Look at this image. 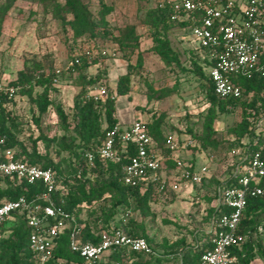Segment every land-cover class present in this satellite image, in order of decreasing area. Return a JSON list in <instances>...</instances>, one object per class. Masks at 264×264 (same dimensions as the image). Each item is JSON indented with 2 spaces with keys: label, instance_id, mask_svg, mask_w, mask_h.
<instances>
[{
  "label": "trees",
  "instance_id": "1",
  "mask_svg": "<svg viewBox=\"0 0 264 264\" xmlns=\"http://www.w3.org/2000/svg\"><path fill=\"white\" fill-rule=\"evenodd\" d=\"M16 1L18 0H0V32L4 19ZM35 1L59 24L62 31L68 30L70 39L79 45L86 43L85 39H95L99 33L111 40L114 48L123 53L127 62L126 71L118 76L112 95H124L129 98L132 69L142 68L143 62L142 53L138 50L140 36L135 25H125L114 35L106 20V16L112 12L111 6L101 3L94 17L84 0ZM158 1H163L161 7ZM170 13L167 0H156L155 6L146 11L142 25L146 27L152 42L150 51L164 66H174L184 71L178 53L171 47L168 34L173 29L178 31L186 28L184 24L171 21ZM134 53L136 62L131 66L129 62ZM188 53L191 67L188 71L201 80L200 87L208 105L203 115L202 135L197 138L193 135L200 143L201 149L217 148L218 141L213 129L217 117L239 111V121L230 129V147L231 150L238 151V154L229 162L228 179L224 183H218L213 195L206 198L207 204H211L216 199L220 185L233 182L232 170L242 157L258 150L264 154V133L254 134L255 122L259 115L264 113V78L259 73H252L250 77L237 75L233 80L239 85L241 96L235 99L219 98L214 94L209 78L208 69L212 62L207 52L203 49H188ZM97 64L96 57L83 56L72 66V70L68 71L78 76L80 87L73 97L71 108L65 109L54 97L58 93V85L53 84L55 67L52 53L45 52L39 57L23 58L20 69L15 72L14 78L7 82L19 87L17 96L12 100L0 98V134L6 137L0 151L13 149L15 159L42 169L49 168L54 172L56 182L62 189L55 191L52 199L80 227V242L96 243L102 231L111 232L112 229L119 228L128 236L145 239L155 253L152 255L133 252L128 248H115L103 255L96 264H124L127 259H131L132 264H197L200 255L211 248L209 242L207 243L209 233L202 232L200 242L196 246L187 245L182 236L172 242L164 240L159 245L163 250L158 254L151 245L142 218L149 215V203L155 194L154 188L151 184L140 188L126 186L121 182V168L127 162L128 156L134 154L133 146H118L120 162L95 159L91 165L87 163L84 154L92 152L102 141L105 132L118 124L114 111L115 99L112 95H107L103 102H95L85 97L87 90L104 76V73L98 70L94 76L86 77L87 70ZM151 92L152 95H148V99H162L170 94L167 90ZM18 102L28 105L25 122L14 111ZM49 108L54 113L55 126L59 132L53 135H48L42 128V121ZM23 124L28 126L26 137L22 136ZM146 126L151 139L162 147L165 135L161 130L160 119L154 118L147 122ZM243 139H248V142L243 143ZM190 149L193 153L201 150L195 145ZM167 155L165 152L164 156ZM165 164L170 168L175 167L170 159H167ZM186 168L194 170L193 159L188 161ZM42 191L41 182L27 184L24 181L18 182L13 177L0 176V203L22 196L29 202L43 204L39 197ZM206 209L207 214L203 221L208 226L216 211L213 205ZM83 210L88 211L87 219L80 217ZM132 213L138 214L140 218L125 219ZM115 220L120 227L112 224ZM260 226L264 227V196L248 198L237 229V232L244 236V241L239 249L233 250L237 256L236 264H251L257 259L264 264V234L258 230ZM70 230L71 228L65 229L54 239V248L46 264H84L69 248ZM31 232L24 214H14L0 226V264H36L37 254L28 244ZM180 253L179 260L176 256Z\"/></svg>",
  "mask_w": 264,
  "mask_h": 264
},
{
  "label": "built area",
  "instance_id": "2",
  "mask_svg": "<svg viewBox=\"0 0 264 264\" xmlns=\"http://www.w3.org/2000/svg\"><path fill=\"white\" fill-rule=\"evenodd\" d=\"M171 13L170 20L185 25L196 44L194 49L207 52L212 65L208 69L213 92L219 98H239L241 89L233 79L235 76L250 77L259 73L264 78V0H167ZM163 1H158L159 7ZM94 45L80 44L70 60L65 64L66 72L72 70L81 57H91ZM104 55L102 51L99 53ZM63 70L55 69L53 84H59ZM94 89L93 91L91 89ZM19 87L0 81V98L12 100ZM108 93L105 87H90L85 97L95 102H103ZM5 135L0 134V147L4 146ZM133 146L134 154L121 168V182L130 187H146L151 184L155 193L167 189L176 191L179 182L201 184L208 173L207 167L189 170L186 163L176 155L178 147L175 136H166L159 146L149 136L146 123L136 120L128 127L116 124L105 132L100 144L84 154L88 164L95 159L120 162L118 146ZM122 151H127L122 149ZM167 152L168 155L164 156ZM13 149L0 151V176L15 178L18 182L34 184L41 182L43 204L29 202L24 197L0 203V226L14 214H24L28 227L29 248L37 254L36 264H46L54 248V239L65 229L69 233V248L84 264H96L103 255L115 248H128L133 252L155 253L143 238L131 237L121 229L102 231L96 243H82L79 240L80 227L52 199L55 191L62 189L56 182L54 172L15 159ZM233 157L238 151L232 150ZM170 159L175 167L170 168L165 161ZM165 172V176L162 172ZM230 184H221L214 200L215 215L209 221L205 233H209L205 250L197 264H236L234 248H240L244 236L237 232L248 198L264 196V154L261 150L242 157L234 165ZM223 209V211H222ZM264 234V227L258 228ZM264 246V237L262 240ZM196 246V245H195ZM180 255L176 258L180 260ZM173 258V256H170ZM253 263V262H252ZM251 263V264H252ZM124 264H132L127 259ZM257 264H262L259 260Z\"/></svg>",
  "mask_w": 264,
  "mask_h": 264
},
{
  "label": "rangeland",
  "instance_id": "3",
  "mask_svg": "<svg viewBox=\"0 0 264 264\" xmlns=\"http://www.w3.org/2000/svg\"><path fill=\"white\" fill-rule=\"evenodd\" d=\"M84 1L94 17L101 3L112 7V12L106 16L112 34L116 35L119 28L133 24L140 36L138 50L143 56L142 68L132 69L129 98L124 95H112L118 76L126 71L127 62L123 53L117 51L111 40L102 33L95 39H85L94 45V54L91 57H96L98 62L97 66L87 70L86 77L94 76L98 70L104 73L102 79L93 86L105 87L108 95L114 97V111L118 122L129 124L136 119H142L147 123L159 118L165 137L175 136L177 139L176 155L179 161L188 164V161L193 159L194 170L202 166L207 167L208 173L203 177L201 184L182 181L176 191L167 189L162 193H155L149 203V215L142 218L146 235L158 251L157 254L163 250L159 245L164 240L172 242L181 236L187 245L195 246L200 242V234L207 228L203 221L207 214L206 208L214 204H207L206 198L213 195L218 183H224L230 173L228 166L233 159L229 154L232 151L230 129L239 121V111L218 116L213 123L214 136L218 141L217 148L201 149L194 136L197 138L202 135L203 115L208 105L200 87L201 80L188 71L191 68L188 49L196 45L189 32H184L189 41L185 40L182 32L175 29L168 34L171 47L178 53L185 70L174 66L166 67L150 51L152 42L146 27L142 25L146 11L155 6L156 0ZM78 46V42L70 39V32L62 31L59 24L46 14L35 0H18L4 19L0 32V80H12L15 72L20 69L23 58L39 57L45 52H51L55 69L63 70L57 87L58 93L54 97L65 109H70L73 97L79 91L80 79L74 72H66L64 67ZM100 51L104 53L103 56L99 54ZM135 62L136 53L131 56L129 64L134 66ZM151 90H167L170 94L162 99H148V95H152ZM23 105L25 103L18 102L14 111L24 121L28 116V105ZM55 121L54 113L49 108L42 121V128L48 135L59 133ZM260 133H264V113H261L255 122L254 134ZM27 134L28 126L23 124L22 136L26 137ZM242 142L247 143L248 139H243ZM193 145L201 150L193 153L190 149ZM87 214L88 211L83 210L81 219H87ZM139 218L138 214L132 213L125 219ZM112 224L120 227L116 220L112 221ZM252 264H257V261Z\"/></svg>",
  "mask_w": 264,
  "mask_h": 264
},
{
  "label": "crops",
  "instance_id": "4",
  "mask_svg": "<svg viewBox=\"0 0 264 264\" xmlns=\"http://www.w3.org/2000/svg\"><path fill=\"white\" fill-rule=\"evenodd\" d=\"M178 31H180V32H182V33L184 34V36L186 37V38H185L186 41H189V40H188V37H187L186 34L184 33V32H185L184 30H178ZM194 48H196V45H195V47L190 48V49H194ZM14 76H15V75H14ZM13 78H14V77H13ZM113 87H115V85H114ZM129 96H130V95H129ZM115 117H116V120H117V116H116V115H115ZM136 120H140V119H136ZM136 120H134V121H136ZM141 120H142V119H141ZM134 121H133V122H134ZM117 122H118V120H117ZM133 122H131V123H129V124H121V123L118 122V124H119L121 127H128V126H129L130 124H132ZM149 122H151V120H150ZM165 174H166V173L163 171V172H162V175L165 176ZM213 206H214V204H213ZM198 244H199V243H198ZM258 260H259V259L255 260V261H258ZM259 261H260V260H259Z\"/></svg>",
  "mask_w": 264,
  "mask_h": 264
}]
</instances>
